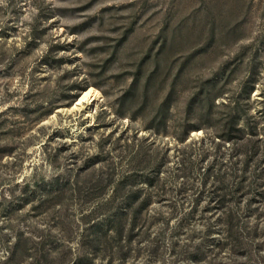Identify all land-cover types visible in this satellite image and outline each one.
<instances>
[{
	"label": "rangeland",
	"instance_id": "1",
	"mask_svg": "<svg viewBox=\"0 0 264 264\" xmlns=\"http://www.w3.org/2000/svg\"><path fill=\"white\" fill-rule=\"evenodd\" d=\"M0 264H264V0H0Z\"/></svg>",
	"mask_w": 264,
	"mask_h": 264
},
{
	"label": "bare ground",
	"instance_id": "2",
	"mask_svg": "<svg viewBox=\"0 0 264 264\" xmlns=\"http://www.w3.org/2000/svg\"><path fill=\"white\" fill-rule=\"evenodd\" d=\"M99 97V94L96 90L94 89H88L85 90V92L82 93V96L77 100V102L74 104L72 109L77 108L78 105H80L83 102H88V101H95Z\"/></svg>",
	"mask_w": 264,
	"mask_h": 264
}]
</instances>
